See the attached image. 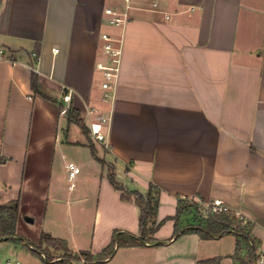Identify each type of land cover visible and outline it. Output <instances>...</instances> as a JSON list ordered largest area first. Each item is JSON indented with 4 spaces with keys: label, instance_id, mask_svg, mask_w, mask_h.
<instances>
[{
    "label": "crops",
    "instance_id": "crops-1",
    "mask_svg": "<svg viewBox=\"0 0 264 264\" xmlns=\"http://www.w3.org/2000/svg\"><path fill=\"white\" fill-rule=\"evenodd\" d=\"M125 5L0 0V205L18 202L16 236L37 244L44 232L96 255L116 230L139 235V210L111 186L107 166L96 160L99 171L69 188L67 163L77 167L74 155L89 149L60 114L72 109L87 128L95 115L109 119L97 156L126 191L160 189L158 223L178 200L220 201L250 224L264 264V0H129L125 26H109L104 10ZM103 33L121 38L111 101L98 68ZM173 231L166 220L154 239ZM235 241L186 233L119 248L104 264H237Z\"/></svg>",
    "mask_w": 264,
    "mask_h": 264
},
{
    "label": "trees",
    "instance_id": "trees-1",
    "mask_svg": "<svg viewBox=\"0 0 264 264\" xmlns=\"http://www.w3.org/2000/svg\"><path fill=\"white\" fill-rule=\"evenodd\" d=\"M32 89L44 98L48 97L41 94L36 83L35 77L32 78ZM69 123H75L87 140L92 157L107 166V178L111 186L121 193V199L133 202L139 210L138 226L139 235L127 232L114 231L110 243L96 255L88 251L73 253L65 240L53 238L42 232L37 244L30 240L16 236V221L18 218V202L13 201L0 205V242L7 241L18 243L23 249L38 256L46 264H104L110 260L117 249L140 247L146 244H167L178 239L186 233H195L201 239L209 240L231 234L236 238L234 253L229 257L237 264H255L259 258L257 246L251 237V226L248 222L242 223L240 217L228 210L225 212H211L206 206L190 200H178L175 216L161 222L156 221L158 210L160 189L150 184L145 194L137 191L128 192L115 181L114 168L97 156L96 147L89 135V129L79 118L75 110L67 109L66 112ZM194 215V221L182 223L186 214ZM166 220L174 221V231L172 237L163 242L154 239V234ZM59 259V260H55ZM83 260V262H81ZM222 257L203 260L197 264H220Z\"/></svg>",
    "mask_w": 264,
    "mask_h": 264
},
{
    "label": "built area",
    "instance_id": "built-area-1",
    "mask_svg": "<svg viewBox=\"0 0 264 264\" xmlns=\"http://www.w3.org/2000/svg\"><path fill=\"white\" fill-rule=\"evenodd\" d=\"M129 0H125V7L123 10H117L115 8L108 7L104 10L105 15L107 16V24L114 28H122L125 26L129 16L128 5ZM156 4H154L155 6ZM102 41V50L106 57L105 64L98 65V68L101 70L102 82L101 89L103 92V100L111 101L114 97L116 82L118 79L119 69H120V58H121V38H115L110 34L103 33L101 34ZM5 55V50L0 48V60L3 59ZM69 94L65 95L67 100H70V90ZM67 109H62L60 114L65 115ZM95 113L94 110L91 111ZM109 123V119L103 116L95 115L94 120L89 123V135L92 141L105 145L106 142V130ZM105 128V129H104ZM66 168L68 170L67 179L69 182V188L72 189L75 185L74 181L79 173L77 167L73 163H67ZM206 207L213 213L215 212H225L228 211V208L223 206L220 201H213L211 204L206 205ZM242 223L245 224L247 221L240 217ZM56 261L59 259H55ZM83 262V260H81ZM3 264H21L14 258H7ZM255 264H263V259L259 255L258 260Z\"/></svg>",
    "mask_w": 264,
    "mask_h": 264
},
{
    "label": "rangeland",
    "instance_id": "rangeland-1",
    "mask_svg": "<svg viewBox=\"0 0 264 264\" xmlns=\"http://www.w3.org/2000/svg\"><path fill=\"white\" fill-rule=\"evenodd\" d=\"M69 136H70V138H79V139L81 138V139H83V136H82L80 130L75 126H70ZM96 146L98 148L99 145L96 144ZM72 151H74V149L67 148L65 150L64 154H65L67 159H70L73 157ZM99 152L100 151L98 149V154H99V156H101V154ZM56 154H57L56 158L58 157L56 160L61 163L59 152H56ZM74 156H75L74 162L76 163L78 169L80 170V173L77 175V178L75 179V180H77L76 183L78 182V178H82V176H84V174L96 173L99 171L100 164L95 159H93V157L90 154L89 149L80 150V152H77ZM61 167H63V166H61ZM61 184H63V183L61 182ZM49 211H50V209L48 207V214H49ZM193 218H194V215L191 213H188L184 216L183 223L185 224V223H188L190 221H194ZM7 258H14L17 261H19L21 264H46L38 256H36V255L32 254L31 252L23 249L20 245L13 244V243L7 242V241H3V242H0V264H3V262Z\"/></svg>",
    "mask_w": 264,
    "mask_h": 264
}]
</instances>
